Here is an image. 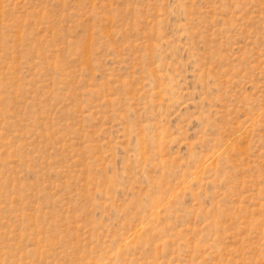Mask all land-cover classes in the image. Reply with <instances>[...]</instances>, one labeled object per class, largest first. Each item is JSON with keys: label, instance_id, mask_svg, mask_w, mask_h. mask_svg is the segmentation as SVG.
Instances as JSON below:
<instances>
[{"label": "rangeland", "instance_id": "rangeland-1", "mask_svg": "<svg viewBox=\"0 0 264 264\" xmlns=\"http://www.w3.org/2000/svg\"><path fill=\"white\" fill-rule=\"evenodd\" d=\"M0 264H264V0H0Z\"/></svg>", "mask_w": 264, "mask_h": 264}]
</instances>
